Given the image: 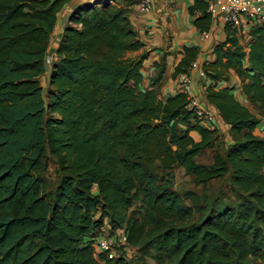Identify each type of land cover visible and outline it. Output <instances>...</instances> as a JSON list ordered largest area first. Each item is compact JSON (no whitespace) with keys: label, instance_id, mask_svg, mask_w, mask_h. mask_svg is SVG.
<instances>
[{"label":"trees","instance_id":"trees-1","mask_svg":"<svg viewBox=\"0 0 264 264\" xmlns=\"http://www.w3.org/2000/svg\"><path fill=\"white\" fill-rule=\"evenodd\" d=\"M69 1L0 0V264H134L135 253L137 264H264V135L256 133L264 119L247 105L264 112V24L244 23L240 35L225 26L201 66L205 98L231 134L216 150L223 133L187 108L179 81L160 95L165 53L147 81L148 51L130 55L144 46L128 16L134 0L75 5L50 53ZM188 12L199 32L210 29L205 0ZM180 52L173 78L199 50ZM232 71L247 104L221 85ZM205 149L211 162H198ZM50 161L53 188L44 178ZM176 167L195 187L227 178L231 199L178 191ZM104 223L125 229L130 256L121 246L112 258L95 250Z\"/></svg>","mask_w":264,"mask_h":264},{"label":"crops","instance_id":"crops-1","mask_svg":"<svg viewBox=\"0 0 264 264\" xmlns=\"http://www.w3.org/2000/svg\"><path fill=\"white\" fill-rule=\"evenodd\" d=\"M86 1L92 0H70L64 4L58 13L48 47L52 55H55L54 51L64 27L67 24H71L68 17L73 7ZM192 3L193 0H154L149 11L140 10L135 3L129 5V20L137 32L138 38L144 43L143 48L131 52L130 55L139 54L144 50L148 51V56L143 62L147 72V74L143 72L145 73V81H147L149 75L154 73L153 63L160 60L165 53L167 69L159 87L160 95L163 97L177 91L176 85L181 73L174 78L171 74L175 64L182 56L180 51L183 45H195L198 47L199 52L194 62H196L197 66H202L206 60L214 58V55L211 53L212 47L226 37L225 25L213 19L207 36L203 37L201 32L193 25L192 16L188 12V7ZM244 27L247 28V25L244 24ZM197 66H192L189 69V72L194 76L197 73ZM47 73L42 78H45ZM209 81L208 77H203L202 79L195 77L192 91L200 103L215 117L220 132L225 133L228 130V126L222 122L217 109L208 103L205 98V86ZM225 84L234 85L236 87L234 90L236 97L242 103L247 104L244 96L240 93L239 79L233 71L230 72V80L222 82L221 85ZM191 135L195 140H199L197 133L192 131Z\"/></svg>","mask_w":264,"mask_h":264},{"label":"built area","instance_id":"built-area-1","mask_svg":"<svg viewBox=\"0 0 264 264\" xmlns=\"http://www.w3.org/2000/svg\"><path fill=\"white\" fill-rule=\"evenodd\" d=\"M102 1V0H97ZM111 1V0H108ZM206 10L215 21H220L225 26L236 30L237 35H240L244 30V23L264 24V0H205ZM154 0H134V3L142 11H149ZM207 32H201L203 37L207 36ZM208 61V60H206ZM51 56L46 54L45 64L50 65ZM196 67V62L191 64ZM191 66V67H192ZM196 75H192L189 71L180 74L179 82L182 93L187 98V108L191 109L196 117L200 118L202 123L212 125L214 116L203 104L197 99L193 93L194 78L202 79L205 77V72L201 66H197ZM205 86V85H204ZM206 87V86H205ZM93 247L96 251L104 252L108 257L115 256L118 247H122L127 256L132 254L133 249L127 243V234L125 229L118 228L110 231L107 223L101 225L96 235L93 237Z\"/></svg>","mask_w":264,"mask_h":264},{"label":"rangeland","instance_id":"rangeland-1","mask_svg":"<svg viewBox=\"0 0 264 264\" xmlns=\"http://www.w3.org/2000/svg\"><path fill=\"white\" fill-rule=\"evenodd\" d=\"M243 42H244V40H243ZM40 81H41V84H42L43 89H44L43 95L45 97L46 92H47V88H48V73L45 75V78L41 77ZM178 81H179V79H178ZM178 81H177V85H176L177 87H178ZM202 85H203V83H202ZM248 107L259 118L264 119V112L262 110H260L256 106L250 105V104H248ZM214 123H217L215 120V117H214ZM216 125L218 126V124H216ZM256 131H257L256 133L262 134V136H263L264 135V125L261 123V126ZM220 133L222 134L223 132H220ZM224 137H227V139L225 140ZM230 140H231V134L228 133V135L226 136L223 133L222 138H221V140H219L217 142L215 149L216 150H223V148L226 146V143L229 142ZM213 154H214L213 149H205L202 152V154L197 158V161L203 162V163H209L212 160ZM56 167H57L56 164L53 161H50L46 171L44 172V178H45V181H46L48 188L54 187L55 181L57 179ZM227 183H228V179L222 178V179L212 180L210 183L207 184V186L205 188H202L201 186L195 187L192 183L191 177L184 172L183 168L176 167L173 169V184L175 186L174 188L177 189L178 191H184L186 189H194L196 191H202L203 190L205 193H207V195H209L211 197L218 196V197L225 198V199L229 200V199H231V196L229 195V193L227 191V189H228ZM132 257H133L134 264H137L136 261L138 259V254L135 253ZM145 262L147 264H156L155 261L149 257L145 258Z\"/></svg>","mask_w":264,"mask_h":264}]
</instances>
